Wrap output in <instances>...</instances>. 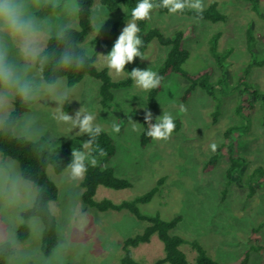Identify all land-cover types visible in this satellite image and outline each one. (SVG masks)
I'll use <instances>...</instances> for the list:
<instances>
[{"label":"rangeland","instance_id":"rangeland-1","mask_svg":"<svg viewBox=\"0 0 264 264\" xmlns=\"http://www.w3.org/2000/svg\"><path fill=\"white\" fill-rule=\"evenodd\" d=\"M213 2L217 3L218 11L225 15L224 20L196 22L194 16L170 15L160 13L157 9L152 13L149 26L160 29L166 37L178 30L194 29V37L186 43L190 57L184 69L198 74L212 67L210 81L214 83L216 97L197 88L185 101L183 97L190 81L181 75L171 74L164 79L155 108L149 104V91L136 88L133 82L128 87L113 91L114 99L108 108L101 103V81L86 76L80 83L68 85L73 92L70 102L64 106L69 115L74 116L83 106L96 114V122L116 143L117 152L109 165L114 168L117 177L132 183V187L122 190L100 186L95 200L108 199L118 204L135 200L158 188L149 202L137 206L143 214H160L165 220L181 216L182 220L172 230V234L184 239L181 250L189 264H195L198 256L193 247L194 242L220 264L233 263L250 251L253 246L250 236L254 231L264 246V185L256 184L253 190L248 183L249 174L255 168L264 173V101L253 97V110L244 109L239 112L240 101L238 91H235L239 78L256 60L258 64L252 66L249 81L264 94V0H205V9ZM97 7L104 11L95 23L104 26L100 33L93 29L82 45L93 47L92 57L96 58L97 67L102 69L106 67L100 55L110 53L131 18L125 19L113 33L115 23L125 15L126 10L111 12L96 1L92 8V23ZM249 29L254 37V53L249 50ZM215 36L217 52L224 55L221 64L211 51ZM168 52L169 47L156 38L143 51L142 59L137 57L126 66L125 71L131 73L134 68L146 70L151 67L157 72ZM111 77L119 81L128 76ZM221 79L224 80L223 85L219 83ZM181 104L187 108L186 113L180 112ZM50 106L57 105L51 103ZM145 108L151 111L155 121L164 112L170 113L174 120L181 122V128L174 131L170 140L152 141L143 147L141 137L144 123L136 115L146 114ZM113 120L121 125L119 134L111 131ZM131 121L140 124L139 132L132 131ZM41 123L55 149L52 155L54 159L61 158L62 146L67 141L71 142L72 149L79 147L83 150V141L80 139L83 134H77L78 128L57 124L47 109L41 110ZM230 127L235 139L229 147L231 150L228 148L212 163L217 151L213 153L210 145L216 143L218 148L222 147L226 139L225 132ZM232 154L242 164L239 172L243 178L235 177L236 171L231 172L232 175L228 173ZM61 173L54 166L48 168L49 178L59 188L58 206L63 207L68 193L76 191L83 208L90 215L91 223L86 232L82 235L74 231L73 235L74 240H83L91 245L90 254L93 259L87 264H121L125 241L141 234L148 222L138 219L127 209L99 212L88 207L82 199V182L74 187ZM108 242L114 244L116 251L106 257ZM132 254L141 264H156L166 253L164 243L154 234L150 242L132 248ZM249 264H264L261 253L252 250Z\"/></svg>","mask_w":264,"mask_h":264},{"label":"clouds","instance_id":"clouds-1","mask_svg":"<svg viewBox=\"0 0 264 264\" xmlns=\"http://www.w3.org/2000/svg\"><path fill=\"white\" fill-rule=\"evenodd\" d=\"M205 7V0H137L131 20L110 53L100 55L109 76L126 74L145 92L161 88L164 77L151 67L125 71L137 57H143L140 49L144 42L137 22L150 21L157 9H166L170 15L192 11L195 21L200 22ZM84 11L83 0H0V139L30 145L36 154L51 157L55 149L41 123V110L47 109L57 124L78 128L77 134H86L88 139L82 142V151L73 148L71 162L61 173L74 187L84 180L89 167L99 166L100 159L107 157L98 143L104 128L96 122V114L86 106L74 116L64 109L73 92L66 73L84 70L93 56V47L86 48L75 38ZM102 11L97 7L93 16V27L99 33L104 24L95 21ZM51 103L57 106L51 107ZM179 108L187 112L183 104ZM145 113L149 125L146 135L153 141L170 140L176 129L173 116L164 112L152 123L151 111L145 108ZM130 123L132 131H140V124ZM111 131L121 132L115 120ZM210 148L215 153L218 145L212 143ZM46 194V187L15 158L0 152V264H87L93 259L91 245L73 238L74 231L83 235L91 223L79 193L70 191L63 207L45 199ZM53 228L56 243L45 251L40 242ZM21 229L27 230L26 239L21 238ZM115 251L114 244L108 242L106 257Z\"/></svg>","mask_w":264,"mask_h":264},{"label":"trees","instance_id":"trees-1","mask_svg":"<svg viewBox=\"0 0 264 264\" xmlns=\"http://www.w3.org/2000/svg\"><path fill=\"white\" fill-rule=\"evenodd\" d=\"M96 1H99L111 12H118L126 10L125 15H123L119 21L114 25V31L121 26L123 21L127 18H131V10L136 6L137 0H83L85 11L79 18V28L75 33L76 40L82 44L86 37L93 31L92 23V8ZM251 1V0H249ZM160 13H168L166 9H158ZM184 15L196 16L195 12L187 11L183 13ZM225 15L221 14L217 9V3L213 2L208 8L203 12V20H209L212 22H218L224 20ZM141 29V39L144 42V46L140 49L143 51L147 46L154 40L159 39L160 42L169 47V52L167 58L163 65L157 70V72L164 77V79L171 74H178L190 81L189 87L186 89L184 94V100L187 101L191 94L197 89L201 88L207 92L208 95L216 97V89L214 83L210 81L213 68L209 67L198 74H192L184 69V64L188 61L190 57V51L186 47L188 40L194 37V29L192 27L187 30H178L174 32L172 36L166 37L161 32L160 29L156 27H150L149 21H139L137 22ZM219 36V34L217 35ZM217 36L213 39V45L211 46V51L217 58L218 62L221 64V60L224 59V55L217 52ZM249 40V50L254 53V37L252 35V30L248 31ZM96 58L92 57L89 62L88 67L79 72H68L66 73L67 83L69 86H74L80 83L86 76L96 78L101 81L100 96L101 103L110 107V103L114 99V90L128 87L132 84V80L127 77L119 81H114L108 74L107 68H98L96 63ZM256 60L252 61V64L247 67L244 74L237 81L235 91H238L239 105L238 111L244 109L253 110V105L251 98L260 99L264 101V94L259 90V88L249 81V75L252 66L257 65ZM226 72V71H225ZM224 80L219 81L223 85ZM163 88V85L159 89L149 91V104L152 108H155L158 103V96ZM108 107V108H109ZM137 118L141 119L144 123V130L141 137V144L146 147L153 140L146 135L149 128L145 120V114H137ZM176 124V129L181 128V122L179 120H174ZM152 120V123H155ZM232 127L227 129L225 132L226 139L222 147H219L217 154L213 157L211 161L217 160L220 154L227 152L228 148L232 146L235 139L232 136ZM82 141L88 139L87 135H82L80 137ZM98 143L107 152V157L100 159V164L97 167H89L88 173L81 183L83 187V202L91 208L97 209L99 212H107L110 210L121 211L124 209L129 210L140 220H145L148 222L145 230L141 234H137L134 237L128 238L124 243V258L121 260V264H141L133 258L132 248L138 247L141 243H148L154 234H157L160 240L164 243L165 257L159 259L156 264H189L185 254L181 250V245L184 244V239L178 235L172 234V230L176 228L179 222L182 220L181 216H177L172 220H165L160 214L155 215H145L138 208L137 204L147 203L154 196L158 188L152 189L147 194L131 201H124L122 203H114L111 200L103 199L101 201L95 200V195L100 186H106L108 188H113L117 190H122L132 187V183L127 179H122L116 176L115 170L110 166L111 159L115 156L117 152V147L113 137L103 131L98 137ZM229 148V150H231ZM62 156L60 159H54L53 156L49 157L47 153L38 155L33 151L30 145L21 144L15 141H9L5 139H0V152L5 153L13 158H15L22 168H24L28 173L31 174L32 178L41 185H44L47 189V194L45 199H53L57 201L59 199V188L57 185L49 178L48 168L49 163H53L55 170L61 173L72 159V144L71 142H66L62 146ZM229 152V151H228ZM231 166L228 170L230 175L231 172L239 173L235 174L238 179L243 178L240 176V170L242 169V164L239 163L238 157L235 155L230 156ZM57 161V164L55 163ZM261 169L255 168L249 174V185H251L254 190L256 184L264 185V173H260ZM55 223V222H53ZM256 231L250 236V243L253 245L250 251L245 252L239 259L230 264H249L251 251L261 253L264 259V246H262L260 238L256 236ZM20 235L22 239H26L28 236L26 229H21ZM57 239V234L55 229L49 231L45 238L40 242V247L45 251H48L55 243ZM193 247L197 250L198 256L196 258L195 264H220L218 261L211 258L205 249L201 247L198 243L194 242Z\"/></svg>","mask_w":264,"mask_h":264}]
</instances>
